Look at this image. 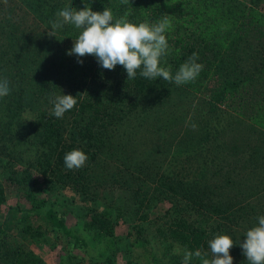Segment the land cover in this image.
I'll return each instance as SVG.
<instances>
[{"label":"trees","instance_id":"obj_1","mask_svg":"<svg viewBox=\"0 0 264 264\" xmlns=\"http://www.w3.org/2000/svg\"><path fill=\"white\" fill-rule=\"evenodd\" d=\"M87 6L136 24L166 18L161 66L174 76L198 53L202 71L180 86L139 73L128 81L120 65L68 55L80 30L49 36V21ZM0 79L11 89L0 99V164L17 165L7 178L30 204L2 219L0 182V258L30 218L48 247L61 244L55 264H182L185 250L211 258L217 235L236 243L233 264H248L240 243L264 215V0H0ZM63 94L77 103L57 119L51 98ZM74 149L88 159L69 170Z\"/></svg>","mask_w":264,"mask_h":264},{"label":"clouds","instance_id":"obj_2","mask_svg":"<svg viewBox=\"0 0 264 264\" xmlns=\"http://www.w3.org/2000/svg\"><path fill=\"white\" fill-rule=\"evenodd\" d=\"M121 3L127 4L128 0H121ZM128 15L125 13L123 17L114 18L109 8L102 12L93 11L88 6L82 10L64 8L56 13L55 20L49 21L53 31L48 35L55 36V30L65 25L74 26L80 32L67 54L78 58L91 55L107 70H114L120 65L125 69L128 81L134 80L137 73L149 80L162 78L177 86L196 80L203 69V65L196 62L198 53H192L174 76L161 66V59L169 52L165 33L170 28V22L166 18L151 25L144 22L136 24L128 21ZM78 62L82 64L83 60ZM10 91L9 81L0 79V99L8 96ZM51 103V115L60 119L74 108L77 100L72 95L63 94L53 96ZM87 159L82 150L74 149L65 154L64 164L67 169L75 170L82 168ZM245 237L240 247L248 264H264V215L258 217V224L248 229ZM208 244L211 258L199 249L195 252L185 250L182 264H190L194 256L201 260V264H233L230 250L236 243L231 236L217 235Z\"/></svg>","mask_w":264,"mask_h":264},{"label":"rangeland","instance_id":"obj_3","mask_svg":"<svg viewBox=\"0 0 264 264\" xmlns=\"http://www.w3.org/2000/svg\"><path fill=\"white\" fill-rule=\"evenodd\" d=\"M19 176V168L12 162L6 160L3 164H0V182H5L9 177ZM8 177V178H7ZM7 204L4 206V212L1 213V217L5 216V211L9 206L21 205L22 207L29 206V202L25 199L24 193L17 188L14 181L7 182ZM41 193V192H40ZM128 193L114 190L109 196L113 199L119 198L120 201H125ZM125 198V199H124ZM89 199V198H88ZM91 200V199H89ZM94 206H91V208ZM72 223L75 221V217L71 218ZM11 222V226H12ZM11 232L10 239L12 240L13 251L7 258H0V264H55V259L62 254L61 244L55 242V247L51 249L44 241L40 240V233L43 232V228L40 225L33 223L30 218L25 221H21L18 226ZM128 230V224L121 221L117 226V232L120 235L126 234ZM1 237V236H0ZM35 261V263H34ZM44 262V263H42ZM120 264H126L125 260H120ZM78 264H91V263H78Z\"/></svg>","mask_w":264,"mask_h":264}]
</instances>
